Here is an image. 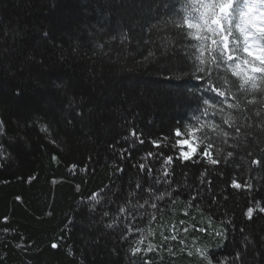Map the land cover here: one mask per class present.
<instances>
[{
    "label": "trees",
    "instance_id": "obj_1",
    "mask_svg": "<svg viewBox=\"0 0 264 264\" xmlns=\"http://www.w3.org/2000/svg\"><path fill=\"white\" fill-rule=\"evenodd\" d=\"M164 2L0 0V120L5 130L0 136V264H140L149 258L152 264H190L194 257L188 251L205 246L220 264H264V213L259 211L264 208V130L259 124L264 116H255L264 105L257 99L248 106L253 126L227 145L211 127L192 130L199 115L198 82L184 75L166 79L168 73L156 71L171 52L145 60L151 43L144 39L160 44L147 29L165 17L174 0H168L169 9ZM159 27V36H172L170 24ZM178 44L173 38L170 47L179 50ZM185 44L198 42L189 37ZM205 133L215 141L210 151L221 163L209 165L205 158L177 167L176 140L188 139L199 154L205 148L199 137ZM148 152L173 156L170 179L182 195L154 220L145 215L131 225L123 219L116 224L117 208L140 196L135 185L145 187L146 171L138 165H154L149 181L159 173L160 160ZM257 159L260 164L252 163ZM233 180L242 187L232 188ZM97 192L111 203L91 211L89 198ZM249 207L255 209L252 220L245 215ZM222 220L231 221L226 239L215 235ZM173 234L176 240L164 242ZM133 239L143 241L144 251L137 256L129 250ZM53 243L58 247L53 249ZM149 245L158 250L147 252ZM238 254L241 259L235 258Z\"/></svg>",
    "mask_w": 264,
    "mask_h": 264
},
{
    "label": "snow or ice",
    "instance_id": "obj_2",
    "mask_svg": "<svg viewBox=\"0 0 264 264\" xmlns=\"http://www.w3.org/2000/svg\"><path fill=\"white\" fill-rule=\"evenodd\" d=\"M177 4L181 5L180 10H177ZM164 8L169 9L168 0H165ZM169 24L171 25L172 36L167 34L159 36V26L168 27ZM147 31L156 35L160 44L157 46L156 40L151 38L144 39V44L151 43V47L145 55V60L157 59L158 52L159 56H166L171 52L170 59L158 64L156 71L168 73L165 76L166 79H178L181 75H184L191 76L198 82L196 111L199 115L195 117L196 122L193 125V131L206 126L211 127L217 137L222 138V142L227 145L229 138L238 139L242 134V129L253 126L250 123L252 120L250 113L253 109L248 106L256 104L257 99H259L261 105H264V0H174L169 11L165 13V17L158 24H150ZM189 37L198 44L194 46L185 44ZM173 38L179 42V50L170 47ZM123 39H128L127 34L123 35ZM192 49L199 54L194 55ZM173 60L175 64L171 63ZM227 72H230L231 77L236 79L230 80L224 74ZM226 110H234L235 114H233V111ZM255 116H264V108H257ZM217 117L220 118L219 122H216ZM201 118H204V120L202 121ZM259 124L264 130V119H261ZM222 125H227L232 132L225 131ZM243 134L245 136L249 135L246 132ZM4 135V121L0 120V136ZM132 135L139 139L135 129L132 130ZM175 135L177 137L181 136L179 128L175 129ZM199 140L200 143L205 144L203 152L199 154L197 148L191 145L189 146L190 151L184 150L183 146L189 143L188 139L176 140L173 147L180 146V152L175 158L177 167L189 161L192 164H199L200 160H205V158L206 163L209 165H219L221 163L220 159L213 158L210 151L215 141L207 133L199 137ZM139 142L144 143L143 140ZM152 143L155 147H160L158 140H154ZM228 146L235 147L234 145ZM3 154V150L0 149V156H3ZM197 155H199V159H194ZM232 155L233 152H227L228 157H232ZM147 156H156V159L160 160L159 173L154 180L149 181L148 178L153 175L154 165L146 166L145 163L138 165L140 172L146 171L145 187L140 184L135 185V188L140 190V196L134 204H125L117 208L118 215L112 217L116 224H119L123 219L131 225L134 224L137 218L143 220L145 215H147L149 221L154 220L157 213L162 212L169 203L175 204L176 200L182 195L181 191L172 187V180L170 179L174 172L171 168L174 163L173 156H163V153L153 152H148ZM121 159H123V152L121 153ZM252 163L260 164L261 161L257 159L253 160ZM73 167L75 166L73 165ZM119 171L123 173L124 168H119ZM208 183L210 184L211 181H208ZM231 187L240 189L242 185L233 180ZM246 187L251 189V183H248ZM101 192H103V189ZM101 192L93 193L89 198L91 211H95L96 205H101L103 209L111 203L110 200H105L101 196ZM129 195L136 197L135 192L129 193ZM166 199L168 203H165ZM190 199L195 201L196 195L190 194ZM141 200H143V203H140ZM145 206L152 211L147 212ZM141 209L145 211L140 212ZM254 211L253 207L247 209L245 215L249 220H252ZM259 211L264 213V208H259ZM101 215L108 217L109 211L103 210ZM4 219L6 221L7 217ZM220 223L221 228L216 231L215 235L218 237L223 235V238L226 239L227 225L231 224V221L225 222L222 220ZM113 226V223L107 225L108 228H113ZM125 230H127V225ZM136 230L140 231L138 227ZM184 231L187 232V229L185 228ZM199 231L205 232L207 229L200 228ZM240 231L243 232L244 229L241 228ZM122 238L128 240L126 236ZM176 239L175 234L163 237L164 242ZM142 243V240L135 239L129 242L131 255L137 256L144 251L141 248ZM179 243L184 245L185 240L181 239ZM51 247L55 249L58 245L53 243ZM163 247L164 244L160 245V248ZM185 247H188V245H185ZM157 250L152 245H149L146 249L147 252ZM188 255L194 257L190 264H220L218 259L214 261L206 246L196 251L190 250ZM241 255L238 254L235 258L241 259ZM140 264H152V258L142 259Z\"/></svg>",
    "mask_w": 264,
    "mask_h": 264
},
{
    "label": "rangeland",
    "instance_id": "obj_3",
    "mask_svg": "<svg viewBox=\"0 0 264 264\" xmlns=\"http://www.w3.org/2000/svg\"><path fill=\"white\" fill-rule=\"evenodd\" d=\"M192 146V144L190 143V144H185L183 147H184V150H186V151H190V147L189 146ZM193 147V146H192Z\"/></svg>",
    "mask_w": 264,
    "mask_h": 264
}]
</instances>
